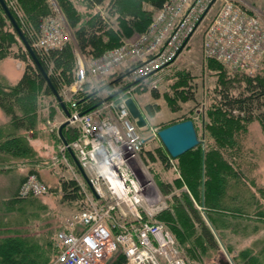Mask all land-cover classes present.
I'll return each mask as SVG.
<instances>
[{"label": "rangeland", "instance_id": "1", "mask_svg": "<svg viewBox=\"0 0 264 264\" xmlns=\"http://www.w3.org/2000/svg\"><path fill=\"white\" fill-rule=\"evenodd\" d=\"M6 1L21 17L22 8L19 9L21 5L18 0ZM45 1L50 9L49 14L58 13L62 16L69 31L68 41L75 45L73 27L71 28L67 23L65 15L57 4L58 1ZM248 1L252 7L249 5L247 7L264 19V0ZM72 5L76 12L74 15L77 17L74 26L83 22L90 13L93 14L102 8L99 6L87 11L81 0H73ZM142 7L152 10V15L156 10L147 2H143ZM215 7L216 5L211 7L209 13L183 40L171 61L156 73L141 78L124 69L105 76H88L92 84L85 89L82 83L71 97L79 91L84 93L86 91L96 93L100 97L98 104L115 96L117 98L118 95L131 96L135 100L146 120L145 126L139 130L145 137L143 149L150 148L154 151L151 159L146 152L144 155L142 149L137 154V160L145 165L146 173L143 176L146 177L147 182H150L153 193L155 192V199L158 201L155 215L164 211L162 218L171 222L170 217L178 219L181 214L170 200L171 193H163L161 190L162 183L168 181L172 184L171 192L174 195L181 197V191H184L189 196L193 205L199 210L204 223L213 232L215 247L200 242L196 252L190 253L187 251L190 244L184 245L183 240H180L170 227L173 224L167 225L180 255L188 264H226V261L229 264H245L249 257H254L259 264H264V129L257 118L242 120L239 128L233 130L228 139L222 140L225 146L221 147L220 142H215L211 135L212 129L208 121L210 117L207 115V110L217 99L219 83L221 84L225 79L228 81L233 79L229 82L233 87L240 85L241 78L246 76L264 75V56L249 69H233L222 61L205 57L201 50L202 36ZM137 33L133 32L129 36L122 37L120 43ZM13 50L17 51V45H12L10 52L0 59V84L5 86L14 84L27 66L26 61L16 58ZM109 75L115 76L108 77ZM114 79L117 80L112 86L103 87V84ZM35 86L32 87L33 93L29 98L22 95L15 105L8 106L9 108L6 106L7 110L0 107V126L3 133L14 132L23 135L29 147V152L24 155L0 153V230L6 233L8 229L17 228L23 235L47 243L46 247L54 257L52 244L54 233L59 226L62 227L64 218L76 205L63 196L61 182L73 180L83 194L81 187H85V180L72 151L65 150L63 153L61 150L63 138L59 136L58 128L67 119L65 110L52 93H46L42 86ZM68 88L60 90L59 93L67 111L65 95ZM147 103L153 106V112H147L145 109ZM8 109L18 116H30L32 128L26 131L14 129L10 123L12 116ZM185 118L192 119L194 123L199 139L198 149L201 153H206L210 149L217 151L219 155L222 153L223 160L231 161V170L239 171L238 174L243 176L232 175L226 188L227 198L223 199V203L233 211H229L222 220L211 211L216 226L210 223L207 214L202 210L201 203L194 199L191 191L184 183H180L181 174L178 165L181 157H169L164 161L155 151L156 149L164 153L166 151L156 134L157 130ZM31 173L42 180L48 186V190L45 193L31 194L15 204L2 205ZM181 222L178 221L180 226ZM180 226L176 223V227L180 228ZM193 231L189 238L197 240V225H194ZM116 254L117 252L108 255L102 264H108Z\"/></svg>", "mask_w": 264, "mask_h": 264}, {"label": "built area", "instance_id": "2", "mask_svg": "<svg viewBox=\"0 0 264 264\" xmlns=\"http://www.w3.org/2000/svg\"><path fill=\"white\" fill-rule=\"evenodd\" d=\"M215 5L203 31V55L233 69L254 67L264 55V19L257 12L240 0H165L146 29L132 38L88 59L74 49L75 80L66 90V101L71 102L87 76L124 69L141 78L156 73ZM69 39L67 24L54 13L42 20L34 45L61 48ZM125 98L118 95L69 114L78 132L61 150L72 151L87 181L81 187L84 205L71 211L56 232L53 264H102L116 252L123 253L127 264H188L167 226L155 218L158 201L143 176L145 165L137 160L145 137L123 104ZM46 191L47 185L34 173L18 188L21 197Z\"/></svg>", "mask_w": 264, "mask_h": 264}, {"label": "trees", "instance_id": "3", "mask_svg": "<svg viewBox=\"0 0 264 264\" xmlns=\"http://www.w3.org/2000/svg\"><path fill=\"white\" fill-rule=\"evenodd\" d=\"M4 1L39 63L45 70L52 86L59 94L60 90L70 87L75 80L77 63L74 47L84 59L100 55L104 51L119 45V40L122 37L129 36L133 32L139 33L146 29L152 19V10L142 7L143 2H147L154 9H157L165 0H81L87 11H92L99 6H102V8L96 10L93 14L90 13L89 17L75 26L73 24L76 23L77 17L74 15L76 12L72 5L73 0H57V4L65 15L67 23L71 28L73 27L75 45L68 41L61 48L48 50L38 49L34 45V41L40 34L41 22L46 15H49L50 9L46 1L18 0L21 5L19 9L22 8L21 17L20 14L19 16L17 15L6 0ZM12 45H17V51L13 50L16 58L26 61L27 66L14 84L8 86L0 84V107L4 110H7L8 106L19 102L17 100L22 95L28 98L32 96V87L34 85L42 86L46 93H52L45 77L34 63L29 51L25 48L0 4V59L10 52ZM218 68L220 69V67ZM112 76L115 75H109L108 77ZM115 80L117 79L106 82L103 87L112 86ZM225 80L221 81V84L219 83L217 99L207 110V115L210 117L208 121L212 129L211 135L215 142H220L221 147L225 146L222 140L228 139L231 132L239 128L242 120L248 121L252 118H257L264 129V75L246 76L243 79L241 78L240 85H233V87L229 84L233 79ZM91 84L92 82L87 76L83 82L85 89ZM99 100L100 97L96 93L79 91L72 97L71 102H73V105H71L70 101H67L68 111L71 112L73 109L79 112L90 110L98 105ZM145 109L147 112H153V106L150 103L145 104ZM9 113L12 116L10 123L14 129L26 131L32 128L30 116H18L14 111L10 110ZM77 132V126L68 123L61 128L59 136L67 141L75 137ZM198 146L199 142L178 157H181L178 165L181 174L180 183H184L191 191L194 199L201 203L202 210L207 214L210 223L216 226L211 211L219 216V220H222V217L226 216L229 211H233V209L227 208L223 203V199L227 198L225 193L230 177L232 175L240 177L242 174H238L239 171L234 169L231 170V161L226 162L225 159L223 160L222 153L219 155L217 151L211 149L206 153H201ZM155 151L158 157L164 159V161H167V158L170 157L166 151L165 153L160 149ZM4 152L12 155H24L29 152V147L23 135L14 132L5 134L0 126V153ZM142 152L144 155L146 152L152 159L154 153L152 149L144 148ZM61 187L66 200L73 201L76 204L73 211L84 205L83 194L73 180L62 181ZM161 190L163 193H171L170 200L181 214L178 219L170 217L171 222L168 220L167 222L162 218V213H165L163 211L161 214L155 215L156 219L163 222L166 226L169 223L173 224L170 227L176 232V236L183 240L182 243L184 245L186 243L190 244V248L187 249L190 253L196 252L200 242L208 244L210 247H215L212 230L204 223L199 210L193 205L189 196L184 191H181V197L174 195L171 192L173 190L172 184L168 181L162 183ZM27 196L21 197L17 189L2 205L15 204ZM174 218L179 226L180 223L178 221H182L180 228L176 227ZM194 225H197V240L194 238L190 240L191 233H194ZM60 228L61 226L58 229ZM56 232L52 243L54 245V257H52L53 254L46 247L47 243L44 244L32 237L23 235L17 228L8 229L6 233H2L0 230V264H53L58 252L55 242ZM246 262L245 264H259L254 257H249ZM108 264H126V258L123 253L117 252L116 256Z\"/></svg>", "mask_w": 264, "mask_h": 264}, {"label": "water", "instance_id": "4", "mask_svg": "<svg viewBox=\"0 0 264 264\" xmlns=\"http://www.w3.org/2000/svg\"><path fill=\"white\" fill-rule=\"evenodd\" d=\"M0 4H1L5 14L7 15L9 21L11 22L14 29L16 30L19 38L23 42L25 48L29 51L34 63L40 69L43 76L45 77L46 82L49 85L53 95L55 96V98L59 102L60 106L65 110L67 119L59 125L58 130L60 132L61 128L65 124L69 123L68 117H69L70 113L65 109V105H64L60 95L55 90V88L52 86L45 70L43 69L42 65L39 63L36 55L34 54V52L32 50V48L30 47L29 43L25 39L20 27L18 26L15 18L11 14V12H10L9 8L7 7L5 1L0 0ZM123 104L128 109L131 117L135 119V124L137 125V127L145 126L146 120H145L139 106L136 104L135 100L131 96H128L125 98ZM156 134H157L160 142L162 143L163 147L165 148L166 152L172 158L178 157L182 153H184L187 150L194 147L199 142L194 123H193L192 119H189V118L183 119L180 121H176V122L168 124L164 127H161L157 130ZM63 142L65 143L66 140L63 139ZM76 164H77L78 168L80 169L85 181H87V177L85 175L84 170L79 166L77 161H76ZM88 185L90 186L89 183H88ZM225 263L229 264L228 261H226Z\"/></svg>", "mask_w": 264, "mask_h": 264}, {"label": "crops", "instance_id": "5", "mask_svg": "<svg viewBox=\"0 0 264 264\" xmlns=\"http://www.w3.org/2000/svg\"><path fill=\"white\" fill-rule=\"evenodd\" d=\"M240 2L244 3L245 5H249V6H251V5L249 4V1H248V0H240ZM251 7H252V6H251Z\"/></svg>", "mask_w": 264, "mask_h": 264}]
</instances>
